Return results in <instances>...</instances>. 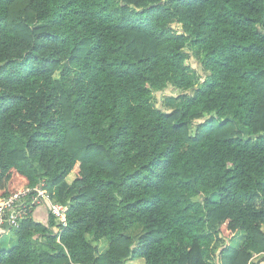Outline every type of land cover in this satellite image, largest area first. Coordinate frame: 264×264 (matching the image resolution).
I'll return each instance as SVG.
<instances>
[{"label":"trees","instance_id":"1","mask_svg":"<svg viewBox=\"0 0 264 264\" xmlns=\"http://www.w3.org/2000/svg\"><path fill=\"white\" fill-rule=\"evenodd\" d=\"M41 182L0 264H256L264 0H0V200Z\"/></svg>","mask_w":264,"mask_h":264},{"label":"built area","instance_id":"2","mask_svg":"<svg viewBox=\"0 0 264 264\" xmlns=\"http://www.w3.org/2000/svg\"><path fill=\"white\" fill-rule=\"evenodd\" d=\"M40 207H48L50 215L55 219L59 241L61 233L68 226V206L52 197L45 182L36 187L23 188L0 200V229L10 231L20 228Z\"/></svg>","mask_w":264,"mask_h":264},{"label":"crops","instance_id":"3","mask_svg":"<svg viewBox=\"0 0 264 264\" xmlns=\"http://www.w3.org/2000/svg\"><path fill=\"white\" fill-rule=\"evenodd\" d=\"M33 218L38 223L48 225L50 222V218H51L48 207H40L36 209V211L34 212ZM242 238H243L242 234H240L238 238L234 240V243L236 246L241 244ZM8 241H9V245H7ZM17 241L18 240L14 233L12 235L10 234V231H5V230L0 229V248L1 249H10L11 247H14L17 244ZM253 263L264 264V256H256L253 260ZM132 264H140V260L139 259L135 260ZM142 264H144V261Z\"/></svg>","mask_w":264,"mask_h":264},{"label":"rangeland","instance_id":"4","mask_svg":"<svg viewBox=\"0 0 264 264\" xmlns=\"http://www.w3.org/2000/svg\"><path fill=\"white\" fill-rule=\"evenodd\" d=\"M10 231H11L10 234L13 235V233H12L13 231L12 230H10ZM143 231H144L143 226L138 224L131 230V232H129V235L132 234V235H134V237L137 238L143 233ZM7 245H9V241H8ZM142 263H143V260H140V264H142Z\"/></svg>","mask_w":264,"mask_h":264}]
</instances>
